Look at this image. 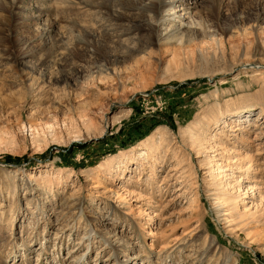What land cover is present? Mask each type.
<instances>
[{
	"label": "rangeland",
	"instance_id": "374dc122",
	"mask_svg": "<svg viewBox=\"0 0 264 264\" xmlns=\"http://www.w3.org/2000/svg\"><path fill=\"white\" fill-rule=\"evenodd\" d=\"M149 2L0 0V264H264V0Z\"/></svg>",
	"mask_w": 264,
	"mask_h": 264
},
{
	"label": "bare ground",
	"instance_id": "6f19581e",
	"mask_svg": "<svg viewBox=\"0 0 264 264\" xmlns=\"http://www.w3.org/2000/svg\"><path fill=\"white\" fill-rule=\"evenodd\" d=\"M152 1H155V2H149V5L148 6H146V7H144L143 9L146 11V12H148V13H150L153 17H155L158 13H159V8H160V6H159V0H152ZM169 6H171V4H169ZM158 25H157V23L155 22V24H154V27H149V29H148V31H152V28H156ZM148 28V27H147ZM147 30V29H146ZM48 128L51 130L52 128H53V126H48ZM30 129H31V127H30ZM48 129V130H49ZM38 130V129H37ZM238 131V129H236L235 130V132H237ZM234 132V131H233ZM218 165V164H217ZM219 169H222L220 166H218L217 167V169H215V170H219ZM217 173H221V172H217ZM218 174V175H219ZM254 189V188H253ZM250 192H249V189H248V191H246L245 192V194H249ZM253 195V194H252ZM251 197V196H250ZM254 207V206H253ZM255 208H257L256 206H255ZM254 208V209H255Z\"/></svg>",
	"mask_w": 264,
	"mask_h": 264
}]
</instances>
